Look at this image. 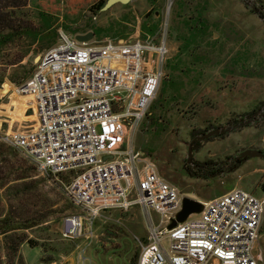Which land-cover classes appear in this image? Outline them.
Instances as JSON below:
<instances>
[{
  "label": "rangeland",
  "instance_id": "374dc122",
  "mask_svg": "<svg viewBox=\"0 0 264 264\" xmlns=\"http://www.w3.org/2000/svg\"><path fill=\"white\" fill-rule=\"evenodd\" d=\"M101 1L106 0H25L15 10L18 31L0 34V104L9 95L11 116H21L29 98L16 88L30 76L39 54L58 42L59 31L91 32L92 40L112 41L162 35L168 50L165 76L131 136L134 149L144 151L183 196L208 201L238 187L264 198V160L233 162L246 149L264 154V0H130L106 10L99 8ZM255 112L251 123L242 124ZM7 118L0 116V135L9 131ZM230 124L237 127L196 139ZM190 143L196 145L188 163ZM17 152L23 160L13 169L26 178L0 188V218L25 219L27 228L17 230L24 241L16 254L10 248L13 233L0 235V264H82L83 258L85 264H136V238H145L148 225L139 207L102 212L85 224L82 235L67 236L65 219L79 212L65 194L68 178L40 174ZM151 215L156 224L157 215ZM255 251L264 264V215Z\"/></svg>",
  "mask_w": 264,
  "mask_h": 264
},
{
  "label": "built area",
  "instance_id": "2783aa9c",
  "mask_svg": "<svg viewBox=\"0 0 264 264\" xmlns=\"http://www.w3.org/2000/svg\"><path fill=\"white\" fill-rule=\"evenodd\" d=\"M167 52L162 35L79 42L59 31L16 88L29 98L24 113L35 115L34 128L3 133L0 141L40 174L68 178L65 194L79 212L66 217L67 236L82 235L102 212L136 206L148 223L145 238H136V264H259L264 198L242 188L203 202L200 213L166 229L183 195L134 149L131 136L156 97Z\"/></svg>",
  "mask_w": 264,
  "mask_h": 264
},
{
  "label": "trees",
  "instance_id": "16d2710c",
  "mask_svg": "<svg viewBox=\"0 0 264 264\" xmlns=\"http://www.w3.org/2000/svg\"><path fill=\"white\" fill-rule=\"evenodd\" d=\"M153 1V0H150ZM105 2L101 1L98 6L101 8ZM25 6V0H0V34L3 31H8L9 33L15 34L17 30V26L15 25V19L13 13L15 10H18ZM20 30L23 29L22 26H18ZM193 148H195L196 144H192ZM20 160L19 153L13 147L6 145L5 143L0 141V165L6 166L7 169L3 177H0V188L10 182L24 181L26 175L18 168L13 169L15 164H18ZM9 170V171H8ZM1 216V213H0ZM9 215H4V217L0 218V235L7 236L8 232H12L14 236L13 245H11V249L13 253L16 254L19 245L24 241L22 236H18L17 230H21L22 228H27L25 223V219L22 218H14L11 217L8 220ZM12 219V220H11ZM11 221V223H10ZM11 238V237H9ZM20 258H18V261ZM22 264V263H21Z\"/></svg>",
  "mask_w": 264,
  "mask_h": 264
},
{
  "label": "water",
  "instance_id": "95a60500",
  "mask_svg": "<svg viewBox=\"0 0 264 264\" xmlns=\"http://www.w3.org/2000/svg\"><path fill=\"white\" fill-rule=\"evenodd\" d=\"M130 0H106L102 9H108L112 5L116 3L126 4ZM93 33L87 32L84 34H76L74 37L79 42H87L92 39ZM38 59V58H37ZM259 110L258 112H260ZM257 112L253 113L251 117L242 124L251 123L254 120ZM237 127V124H230L227 126H221L220 128H216L214 130L209 131L206 134H203L200 137H197V140L208 139L213 136H217L220 134H224L229 132ZM192 158V143L188 146V158L187 162L190 163ZM248 158H262L264 160V154L258 149H246L242 151L235 159H243L246 160ZM203 202L200 200H196L190 197L183 196L181 199L180 209L174 214V216L169 220V223L166 225V229L170 230L175 227L177 224L184 222L189 216L193 214H198L202 211Z\"/></svg>",
  "mask_w": 264,
  "mask_h": 264
},
{
  "label": "crops",
  "instance_id": "0c3cea01",
  "mask_svg": "<svg viewBox=\"0 0 264 264\" xmlns=\"http://www.w3.org/2000/svg\"><path fill=\"white\" fill-rule=\"evenodd\" d=\"M23 96H21V97H23ZM24 97H27V96H24ZM5 100H7L6 103L3 102L2 104H0V116L6 115L8 117L7 119L9 121V123H10L9 131H11V132L24 131L25 132V131H28V130L33 129L34 128V125L22 126L21 125V122L22 121H25V120H33V121H35L36 120L35 119V115L33 114V115L26 116L24 114V112L26 110V108H25L22 111V114H21L22 117L20 115H18V114H15L14 116H11V113L14 112V105L13 104H10V100L11 99H10V96L9 95L6 96ZM28 100L24 101L25 104H26V106H27V101ZM200 201L205 202L204 200H200Z\"/></svg>",
  "mask_w": 264,
  "mask_h": 264
},
{
  "label": "flooded vegetation",
  "instance_id": "af4514ba",
  "mask_svg": "<svg viewBox=\"0 0 264 264\" xmlns=\"http://www.w3.org/2000/svg\"><path fill=\"white\" fill-rule=\"evenodd\" d=\"M234 163H237L236 166H238L239 164H241L243 162V159H235L233 160Z\"/></svg>",
  "mask_w": 264,
  "mask_h": 264
},
{
  "label": "bare ground",
  "instance_id": "6f19581e",
  "mask_svg": "<svg viewBox=\"0 0 264 264\" xmlns=\"http://www.w3.org/2000/svg\"><path fill=\"white\" fill-rule=\"evenodd\" d=\"M31 130H32V129H31ZM28 131H29V130H28ZM11 133H12V132H11ZM11 133H10V134H11ZM13 133H14V132H13Z\"/></svg>",
  "mask_w": 264,
  "mask_h": 264
}]
</instances>
